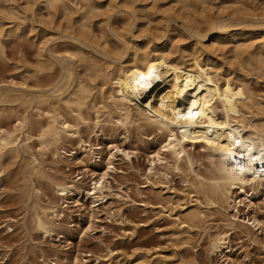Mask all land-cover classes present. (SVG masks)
Returning <instances> with one entry per match:
<instances>
[{"label":"bare ground","instance_id":"6f19581e","mask_svg":"<svg viewBox=\"0 0 264 264\" xmlns=\"http://www.w3.org/2000/svg\"><path fill=\"white\" fill-rule=\"evenodd\" d=\"M15 1L18 2L0 0V15L5 18L0 21V57L4 55V36L21 38L22 35V20L18 22L17 19H25L22 15L28 11L14 5ZM121 1L125 5L134 2ZM175 1L180 9L189 12L199 6L197 1L206 2ZM223 2L225 14L215 19L204 18L206 26L184 23V28L200 41L210 35L218 37L234 32L233 46L223 48L224 53H231L233 61H238L239 73L232 70L233 67L223 70L209 53L204 57L201 47L194 48L189 56L180 57L169 45L159 47L151 38L141 43L136 42L137 39L128 41L114 29L105 32L101 25L99 36L93 25L101 12L100 0H86L85 3L27 0L33 5L39 3L40 9L47 11L48 19L38 21L41 23L39 31L47 36L48 28L54 30L58 34L55 39L62 41L54 47L48 43L38 46L37 63L31 62L36 65L23 71L24 80H33L30 85L25 81L0 85V174L8 156L17 158L29 153L36 162L37 154L52 149L53 154L60 157L59 151L64 149L66 153L68 142L77 146L76 151H69L72 160L86 168L90 165L97 169L107 145L85 140L83 129H92L97 140L99 132H104L108 124L109 127H147L160 137L151 165L155 164V159L160 163L165 160L164 151L174 159L175 170L182 172L181 162H184L189 174L196 175L185 179L196 195L194 207L185 213L179 210L177 216L172 214L177 221L187 223L200 218L203 211L199 197L204 198L206 205H216L223 210L225 205L231 209L232 214L227 215L224 225L210 233L208 243L209 253L226 257L224 261L228 264L235 252L230 231L235 226H246L254 232L264 225L255 214L245 224L239 221L240 207L248 211L255 209V198L264 193V171H261L264 168V102L247 79L249 74H264V13L243 12L244 0ZM230 7L232 11L227 13ZM35 14L27 18L30 31L35 30ZM121 17L119 20L124 23L130 18L128 14ZM256 30L261 32V38L246 39L245 36ZM79 69L86 72L87 77L80 76ZM91 110L96 113L94 119L89 115ZM102 115L108 116L107 121ZM12 118L9 123H2ZM237 140L239 146L235 144ZM196 145L206 151L208 166L204 175L194 168L197 159L189 147ZM232 153L235 155L230 156ZM94 155L98 160L92 162ZM253 157L257 159L253 161ZM41 170L33 167L31 173L47 179L59 201L67 204L63 207L59 202L48 201L35 206V225L45 236L60 235L69 200L79 209L90 204L94 210L105 198L107 186L102 181L107 175L105 172L100 173V182L94 180L93 186L87 189L80 181L49 177ZM70 236L62 238L70 240ZM224 250L228 253L223 255ZM130 262L118 260L111 264ZM172 262L160 257L155 264ZM49 264L65 263L56 258Z\"/></svg>","mask_w":264,"mask_h":264},{"label":"rangeland","instance_id":"374dc122","mask_svg":"<svg viewBox=\"0 0 264 264\" xmlns=\"http://www.w3.org/2000/svg\"><path fill=\"white\" fill-rule=\"evenodd\" d=\"M77 1L85 3L86 0ZM100 1L101 12L93 25L99 36L103 26L105 32L110 33V29H114L128 41L137 39L136 42L141 43L151 38L159 47L169 45L172 49L175 48V55L180 57L189 56L194 48L201 47L204 57L209 53L223 70L233 67L231 69L236 73L240 72L238 61H233L231 53H224L223 48L233 46L234 32L218 37L210 35L200 41L184 28V23L202 27L205 25L204 20L225 14L226 9L222 8L224 0H206L202 4L197 1L199 6L196 5L192 13L187 9H184L185 12L180 9V4L175 0H134L131 5H125L121 0ZM244 1L246 6L243 7V12L264 13V0ZM13 3L22 7V11L28 12L22 15L25 19H17L18 22L22 20L21 38L6 35L2 38L4 55L0 57V85L11 82L22 84L24 81L30 85L33 80H24L23 71L28 66L36 65L31 62L37 63L38 46L48 43L50 47H54L62 40L55 39L58 34L49 28L47 36L39 31V19H48L47 11L40 9L39 3L33 5L27 3V0ZM230 8L227 13L232 11ZM33 12L36 13V26L35 30L30 31L27 18H31ZM122 14L130 16L125 23L119 20ZM0 16V21H4L5 18ZM14 20L15 18L12 21ZM261 36V32L256 30L245 37L253 40ZM78 71L81 72L80 76L87 77L82 69ZM43 72L46 73L45 70ZM247 79L259 99L264 102V74H249ZM162 85L161 83V87ZM91 111L89 115L94 119L96 113L91 115ZM101 118L107 121L108 116L102 115ZM11 120L13 118L5 119L2 123H9ZM82 135L85 140L94 144L99 142L102 146L107 145L97 169L90 165L86 168L82 163L72 160L69 151H76L77 148L72 142L66 143V153L64 149L59 151L60 157L55 156L50 149L46 154H37L36 162L29 153L17 158H5L0 174V262L49 264L57 258L65 264H111L118 260L131 261L130 264H155L163 257L173 261L172 264H227L224 261L226 257L209 253L208 243L210 235L224 225L227 215L232 214L231 209L225 205V210L216 205H206L204 198L199 197L203 211L200 218L187 223L176 220L173 215L177 216L179 210L185 213L194 207L192 204H195L196 195L185 179L196 175L189 174L184 162H181L182 172L175 170L174 159L164 151L162 156L165 160L160 163L155 159V164L151 165L152 154L159 147L158 135L151 133L147 127H109V124L104 127V132H99L97 140L92 129H83ZM110 143L112 147H109ZM36 147L38 150V146ZM189 148L197 159L195 171L204 175L208 166L206 151L198 145ZM94 157L92 162L98 156ZM33 167L42 169L49 177L80 181L87 189L93 186L94 180L100 182V173L105 172L107 175L102 180L107 186L105 198L94 210L90 204L79 209L69 200L67 215L62 217L60 235L56 236L54 233L53 238L45 236L35 225V206L44 205L48 201L59 202L63 207L67 204L59 201L47 179L31 173ZM95 171L96 174H93ZM255 202V209L248 211L244 206L240 207L241 223L245 224L254 214L264 222V193H260ZM233 229L230 237L235 252L228 264H264V225L254 232L246 226H235ZM69 234L72 235L70 240L62 238ZM226 253L227 250H224L223 255Z\"/></svg>","mask_w":264,"mask_h":264},{"label":"snow or ice","instance_id":"6c2138e0","mask_svg":"<svg viewBox=\"0 0 264 264\" xmlns=\"http://www.w3.org/2000/svg\"><path fill=\"white\" fill-rule=\"evenodd\" d=\"M239 143H240V142H239L238 140L235 141V144H236L237 146H239ZM234 155H235V153L230 154V156H234ZM256 159H257L256 157H253V158H252L253 161H255ZM261 171H264V168H262Z\"/></svg>","mask_w":264,"mask_h":264}]
</instances>
